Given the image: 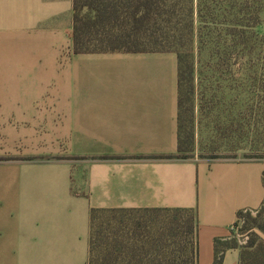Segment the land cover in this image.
<instances>
[{
	"label": "crops",
	"instance_id": "0c3cea01",
	"mask_svg": "<svg viewBox=\"0 0 264 264\" xmlns=\"http://www.w3.org/2000/svg\"><path fill=\"white\" fill-rule=\"evenodd\" d=\"M72 7L0 0V264H88L91 210L145 209L192 211L213 264L264 162L158 159L177 154V56L74 54Z\"/></svg>",
	"mask_w": 264,
	"mask_h": 264
},
{
	"label": "trees",
	"instance_id": "16d2710c",
	"mask_svg": "<svg viewBox=\"0 0 264 264\" xmlns=\"http://www.w3.org/2000/svg\"><path fill=\"white\" fill-rule=\"evenodd\" d=\"M72 1L74 54L164 52L177 56V154L158 159L186 160L180 156L185 152L181 53H192L197 46L225 59L264 57L259 32L262 0ZM245 213L250 211L237 214L231 233ZM251 223L247 227L264 236V201ZM195 233L190 210H91L88 264H196ZM257 235L253 232L242 247L236 241L215 240L213 264H222L229 249L239 250V264H264V240Z\"/></svg>",
	"mask_w": 264,
	"mask_h": 264
},
{
	"label": "rangeland",
	"instance_id": "374dc122",
	"mask_svg": "<svg viewBox=\"0 0 264 264\" xmlns=\"http://www.w3.org/2000/svg\"><path fill=\"white\" fill-rule=\"evenodd\" d=\"M261 26L264 38V0ZM182 92L185 123L180 156L206 161L254 160L264 162V57L222 58L206 49L193 47L181 53ZM191 68V70H190ZM190 120L186 123L188 116ZM256 211L245 213L231 233L239 247L253 232Z\"/></svg>",
	"mask_w": 264,
	"mask_h": 264
}]
</instances>
